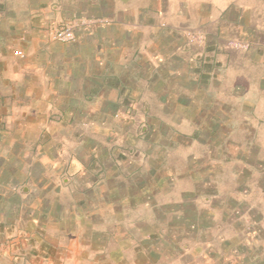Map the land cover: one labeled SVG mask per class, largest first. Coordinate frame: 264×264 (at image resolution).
<instances>
[{
    "label": "rangeland",
    "instance_id": "obj_1",
    "mask_svg": "<svg viewBox=\"0 0 264 264\" xmlns=\"http://www.w3.org/2000/svg\"><path fill=\"white\" fill-rule=\"evenodd\" d=\"M0 17L4 42L24 22L29 54L113 23L131 69L120 101L92 105L100 120L42 94L53 72L0 68V194L29 192L8 202L25 217L5 263L264 264V0H0ZM67 26L74 39L53 38ZM22 73L40 100L12 101ZM27 206L38 231L22 244Z\"/></svg>",
    "mask_w": 264,
    "mask_h": 264
},
{
    "label": "crops",
    "instance_id": "obj_2",
    "mask_svg": "<svg viewBox=\"0 0 264 264\" xmlns=\"http://www.w3.org/2000/svg\"><path fill=\"white\" fill-rule=\"evenodd\" d=\"M37 7L38 5H36V8ZM28 13L29 14H26L27 17L29 16L27 19L31 20L34 16L36 17L40 15L38 9ZM3 20L4 18L1 19L0 17V31L3 29ZM112 24L113 23L108 24L109 26L103 23H93L90 24V26L85 25L81 28V34H78L75 40L69 42L54 41L52 44H49L48 47L35 44V48L34 44H32L30 48L32 54H29L28 46L30 45L23 38L25 36V24L23 21L17 20V27H15L12 31L10 30L12 32L11 34H13L16 38L14 40H10L9 42H4L3 38H0V68L4 67L7 69V62L13 63L15 61V63H17L22 61L24 64L23 66L27 68L30 67L31 71L34 69H37L36 71H38L40 68H44L47 72H53L54 74H52V77L50 76L47 80H45L47 82V91L42 94H47L49 98L52 96L56 97L62 103L69 102L76 105L71 107L69 104L70 106L63 109V112L69 110L71 112L70 114L73 116L77 115L76 113L78 111H84V113L88 112L90 114L93 109L92 105L95 103H99L102 106L104 103H114L115 101H120L122 95L120 89L125 86V78H129L128 76H130L131 69H127V66L123 68V65L121 67L118 62L120 59V53L119 50L115 51L114 48L118 44V38L111 30H107ZM15 43L22 47L19 49L21 54L17 57L12 56L13 44ZM118 46H120V44ZM127 46L129 47L130 45L127 44ZM28 54L30 56L28 61H30V63L22 59ZM48 57H52V60L49 61V63ZM121 68H123L122 74H116V71H119V69L121 71ZM21 70L25 71L23 67ZM67 70L70 72L67 73ZM112 71L115 72V74ZM24 74L25 73H22L20 75L22 76ZM20 78L21 81L19 79V82L13 80L15 85L12 87L11 94L15 95V97H13L15 99L12 101L20 104L21 102L18 101L19 99L17 96L22 98V96L26 95H29L32 99L35 97L36 100H40L41 92L39 83L37 84L33 79H31V82L28 84L27 80H25L23 76ZM113 79H115L116 82H112ZM24 85L30 86L31 90L26 92L21 91ZM44 87H46V85H44ZM55 88L58 89L57 93L54 92ZM4 92L3 88H0V105L3 103L4 99L7 100V98L3 95ZM129 95L132 97L135 96V94ZM112 96L114 99H110ZM131 100L135 101V99ZM78 105L81 107L79 108ZM98 112L99 114L97 115L99 116L95 118L104 120L106 112L98 110L94 113ZM73 113H75V115ZM94 113L91 114L92 118L94 117ZM113 115L114 114L111 116L113 117ZM100 125L99 127H103V123ZM6 183L9 184L11 182L7 181ZM6 188L8 190L6 189L4 190V194H0L2 195L0 196V246L6 245L10 238L12 239L14 237L9 235L8 231L15 225L14 223L17 220L21 221V219H24L23 217H25L23 215L20 216L23 209L21 211L18 210V219L14 221L12 217H10L12 208L11 206H8V202L11 203L16 198L19 199L21 203V199L23 198L22 196L29 194V192H20L19 194L17 185H14L12 188H8L6 186ZM1 197H4V200H1ZM33 209L29 208V206L26 207L30 216L26 217L27 222H22L19 225V233L16 234L17 237L15 239L22 244L25 242L27 244V241L36 239V232L38 229H35V227L38 225L37 223H39L37 219L39 212ZM23 213L25 212L23 211ZM1 255L2 253L0 252V264H7L3 261ZM49 263H52V261H49L48 264Z\"/></svg>",
    "mask_w": 264,
    "mask_h": 264
},
{
    "label": "built area",
    "instance_id": "obj_3",
    "mask_svg": "<svg viewBox=\"0 0 264 264\" xmlns=\"http://www.w3.org/2000/svg\"><path fill=\"white\" fill-rule=\"evenodd\" d=\"M54 39H57V40H72L75 38V33H74V30L71 26H67V27H63L59 30H57L55 33H54V36H53Z\"/></svg>",
    "mask_w": 264,
    "mask_h": 264
}]
</instances>
